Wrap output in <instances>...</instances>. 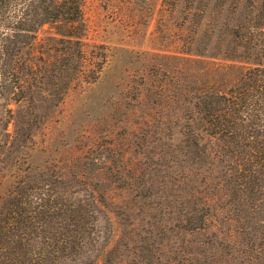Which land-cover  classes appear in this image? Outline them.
Here are the masks:
<instances>
[{
  "label": "rangeland",
  "instance_id": "1",
  "mask_svg": "<svg viewBox=\"0 0 264 264\" xmlns=\"http://www.w3.org/2000/svg\"><path fill=\"white\" fill-rule=\"evenodd\" d=\"M0 1L29 2L26 20L48 3ZM74 1L73 23L47 19L34 43L0 52V209L31 188L87 216L79 240L57 248L67 257L32 263L27 246L19 264H264V188L226 200L227 149L188 119L194 94L235 84L240 63L221 56L264 60L253 33L264 0H203L208 17L191 44L189 21L200 19L185 0ZM66 32L71 43L56 41ZM5 230L0 218V254L10 256Z\"/></svg>",
  "mask_w": 264,
  "mask_h": 264
},
{
  "label": "trees",
  "instance_id": "2",
  "mask_svg": "<svg viewBox=\"0 0 264 264\" xmlns=\"http://www.w3.org/2000/svg\"><path fill=\"white\" fill-rule=\"evenodd\" d=\"M202 1L198 0L197 3L194 0L184 1L185 10L190 16L200 19V22L192 19L189 21L187 29L192 37L190 44L204 26L202 19L208 17L205 15L208 2ZM28 3L15 1L13 4H5L0 1V52L3 56L11 57L17 54L22 43L21 39L29 37L32 41L30 43H34V32L48 21L47 19H61L73 23L78 17V8L74 0L63 3L58 0H48L47 6L38 7L33 13L35 20H26ZM235 33L233 31L230 36L236 37ZM253 33L264 36V28L262 25H257ZM58 35L61 38L56 41L65 43H71L72 38L75 37L72 32ZM30 43H27L28 47ZM73 43L77 42L73 41ZM47 50L49 51V48ZM59 51L61 53L57 56L58 59L67 55L66 52ZM204 54L205 52H193L195 56L203 57ZM221 57L224 62L240 63L235 84L227 87L223 92L202 90L194 94L191 97V116H188V119L192 122L196 116L202 123V131L211 138L223 142V147L227 149V154H224L229 159L226 168L227 178L224 182L225 197L226 200L231 198L233 201L235 190L243 196L247 192L246 188H264L261 182L264 177V60L248 62L247 56L241 55ZM231 201L229 204L232 205ZM56 204L53 205L49 195L43 198L31 188L25 190L17 188L10 194L1 205L0 218L9 235L6 238L9 239V244L14 246L15 251L10 256L0 254L2 263L9 259L19 264V261L23 260L21 248L25 249L27 246L30 247L27 257L32 263L67 257L65 250L58 253L57 248L59 245L68 246L75 239L79 240L83 234L81 223L87 216L83 214L75 216L76 210L71 205ZM204 204L207 206V203ZM193 213H196V209ZM190 215L189 213L188 216ZM53 217L59 219L58 224L61 226L56 233L45 230ZM207 217L208 214L202 213L195 218L194 222L197 226L194 229L201 231L209 229ZM183 221L189 222L190 218L183 216ZM258 222L264 223V219L259 218ZM71 228L75 229L71 230ZM2 246L1 244L0 249ZM259 251L260 247L256 245L255 252Z\"/></svg>",
  "mask_w": 264,
  "mask_h": 264
}]
</instances>
